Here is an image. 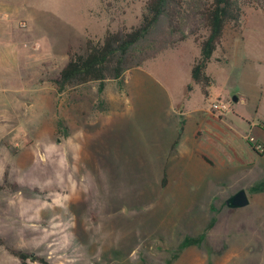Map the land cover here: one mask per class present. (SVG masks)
Wrapping results in <instances>:
<instances>
[{
  "label": "rangeland",
  "instance_id": "obj_1",
  "mask_svg": "<svg viewBox=\"0 0 264 264\" xmlns=\"http://www.w3.org/2000/svg\"><path fill=\"white\" fill-rule=\"evenodd\" d=\"M146 2L0 0V264H38L8 249L49 264H264V0H235L207 96L190 78L194 21L198 38L102 89L56 92L69 55L137 26ZM241 189L249 204L230 209Z\"/></svg>",
  "mask_w": 264,
  "mask_h": 264
},
{
  "label": "trees",
  "instance_id": "obj_2",
  "mask_svg": "<svg viewBox=\"0 0 264 264\" xmlns=\"http://www.w3.org/2000/svg\"><path fill=\"white\" fill-rule=\"evenodd\" d=\"M186 1L147 0L137 26L129 30L107 31L101 42L87 40L83 52L70 54L58 77L53 80L57 94L65 88L90 82H97L99 89H102L105 81L119 80L125 71L140 66L187 36L198 38V29L189 26L194 21L201 25L204 36L199 38V55L191 67L190 78L207 96V88L212 83L205 72L207 64L221 41L225 25L239 19V8L235 0H206L204 4H199V8H191V14H185ZM202 158L211 164L205 156ZM11 187L15 188V185ZM260 188L259 185L254 187L255 190ZM8 251L21 263L49 264L46 259L33 253L13 249Z\"/></svg>",
  "mask_w": 264,
  "mask_h": 264
},
{
  "label": "crops",
  "instance_id": "obj_3",
  "mask_svg": "<svg viewBox=\"0 0 264 264\" xmlns=\"http://www.w3.org/2000/svg\"><path fill=\"white\" fill-rule=\"evenodd\" d=\"M0 69H2L1 67H0ZM215 122V124H212L211 123V126H210V129L213 131V127H215V128H217V127H219L218 125H217V123H221L222 121L221 120H215L214 121ZM217 130H220V131H222V129H220V128H217ZM223 132V131H222ZM182 133V129H181V131L179 132V134L177 135V137L178 136H180V134ZM212 135H213V133H211ZM211 135V136H212ZM216 136H217V134H216ZM193 137H194V134H193ZM177 140V142L176 143H174L175 141ZM178 140H179V137L178 138H176V139H174L173 140V142L171 143V147H173L175 144H177L178 143ZM4 147V149H1L0 150V181H1V179L3 178V173H4V169H6V168H9V165H10V157H9V154L12 152L11 150H10V148L9 147H7V146H3ZM2 148V147H1ZM10 152H8V151ZM24 153L26 154L27 152L26 151H24ZM13 154V156H14V158H15V156H19L20 155V152H13L12 153ZM202 156H205V155H203V154H200L199 155V161H202L203 163H208V162H206L203 158H202ZM206 157V156H205ZM208 159V158H207ZM209 160V159H208ZM212 163V162H211Z\"/></svg>",
  "mask_w": 264,
  "mask_h": 264
},
{
  "label": "water",
  "instance_id": "obj_4",
  "mask_svg": "<svg viewBox=\"0 0 264 264\" xmlns=\"http://www.w3.org/2000/svg\"><path fill=\"white\" fill-rule=\"evenodd\" d=\"M238 99L236 96L232 98L233 102H236ZM249 204V199L246 194V191L241 189L237 191L235 194H233L227 201L226 205L230 209H237V208H242L245 207Z\"/></svg>",
  "mask_w": 264,
  "mask_h": 264
},
{
  "label": "built area",
  "instance_id": "obj_5",
  "mask_svg": "<svg viewBox=\"0 0 264 264\" xmlns=\"http://www.w3.org/2000/svg\"><path fill=\"white\" fill-rule=\"evenodd\" d=\"M37 47V46H36ZM257 150L261 151L260 145L257 146Z\"/></svg>",
  "mask_w": 264,
  "mask_h": 264
}]
</instances>
